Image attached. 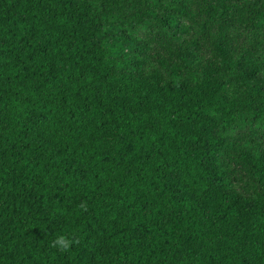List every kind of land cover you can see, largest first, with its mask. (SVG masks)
Masks as SVG:
<instances>
[{
  "label": "trees",
  "instance_id": "trees-1",
  "mask_svg": "<svg viewBox=\"0 0 264 264\" xmlns=\"http://www.w3.org/2000/svg\"><path fill=\"white\" fill-rule=\"evenodd\" d=\"M0 264H264V0H0Z\"/></svg>",
  "mask_w": 264,
  "mask_h": 264
},
{
  "label": "clouds",
  "instance_id": "clouds-1",
  "mask_svg": "<svg viewBox=\"0 0 264 264\" xmlns=\"http://www.w3.org/2000/svg\"><path fill=\"white\" fill-rule=\"evenodd\" d=\"M73 241L64 234H57L52 241V246L60 251H68Z\"/></svg>",
  "mask_w": 264,
  "mask_h": 264
},
{
  "label": "rangeland",
  "instance_id": "rangeland-1",
  "mask_svg": "<svg viewBox=\"0 0 264 264\" xmlns=\"http://www.w3.org/2000/svg\"><path fill=\"white\" fill-rule=\"evenodd\" d=\"M145 35V31L143 30H140L139 33H138V37H143ZM239 132L240 130L239 129H235L232 134L233 135H236V137H239Z\"/></svg>",
  "mask_w": 264,
  "mask_h": 264
}]
</instances>
